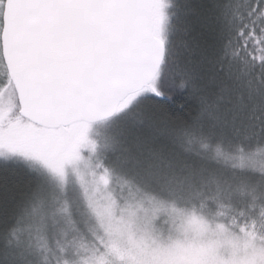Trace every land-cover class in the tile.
<instances>
[{
	"label": "snow or ice",
	"instance_id": "6c2138e0",
	"mask_svg": "<svg viewBox=\"0 0 264 264\" xmlns=\"http://www.w3.org/2000/svg\"><path fill=\"white\" fill-rule=\"evenodd\" d=\"M0 264H264V0H0Z\"/></svg>",
	"mask_w": 264,
	"mask_h": 264
}]
</instances>
